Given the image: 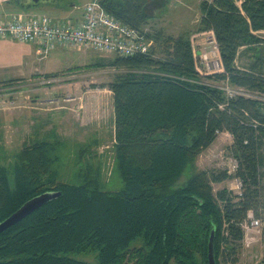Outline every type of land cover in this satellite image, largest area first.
<instances>
[{"label": "trees", "instance_id": "1", "mask_svg": "<svg viewBox=\"0 0 264 264\" xmlns=\"http://www.w3.org/2000/svg\"><path fill=\"white\" fill-rule=\"evenodd\" d=\"M148 1L100 3L144 27ZM199 8L195 31L213 32L222 72L195 69L190 31L172 36L153 26L152 54L93 63L122 70L104 84L113 103L109 178L88 143L77 151L76 181L62 178L55 168L62 141L44 137L53 130L24 141L0 164V222L38 194L60 193L0 233V264H208L211 229L216 264L237 261L247 212L264 220V0H201ZM241 54L250 57L243 66ZM17 81L0 82V89ZM221 132L231 136L236 168H197ZM228 177L240 181L239 192H214L212 182ZM117 179L120 187L107 189ZM80 253L95 262L73 256Z\"/></svg>", "mask_w": 264, "mask_h": 264}, {"label": "rangeland", "instance_id": "2", "mask_svg": "<svg viewBox=\"0 0 264 264\" xmlns=\"http://www.w3.org/2000/svg\"><path fill=\"white\" fill-rule=\"evenodd\" d=\"M88 1L39 0L33 6L36 8L35 11L52 14L55 18L62 19L69 10L83 11ZM200 1L149 0L145 6V12L150 18L149 26L161 28L166 34L172 36L190 31L192 35L197 34L194 41L198 45L195 48L201 51L208 50L207 39L210 38V33L199 34L195 31L201 16ZM25 46L26 43L12 40L11 43L8 42L0 47L1 63H6V60L13 63L0 73V81L19 80L11 86L0 89V164H9L13 154L20 149L24 141H29L36 135L41 137L53 130L52 134L49 133L44 137L62 141V146L59 148V161L55 166L62 178L70 182L76 181L77 151L87 143L92 144L91 149L101 161L103 178H109L113 167V103L112 93L106 86L104 87V84L111 81L122 70L112 66L96 67L93 63L113 58L115 55L93 49L81 51L68 45L58 47L41 62H36L37 71L41 73L42 70H59L54 72L58 73L55 76L57 79L47 85L38 86L31 84L29 80L24 81L32 75V72L26 75L17 69L7 71V68L19 67L22 64L17 56L24 52ZM249 62L250 57L247 55L241 54L237 59L238 65L241 66ZM22 68L26 69L25 66ZM201 71L204 73V69L201 68ZM21 76L26 78L19 79ZM41 76L46 78L44 74ZM212 83L225 90L226 88L232 90L225 82L213 81ZM30 88H36V90ZM51 89L53 91L48 92ZM42 97H55L57 100L55 103H34L36 99L38 102ZM79 98L81 103L78 104L76 101H79ZM44 108L52 109L45 111ZM231 142V136L227 132L218 133L215 140L199 154L196 167L208 173L223 170L231 172L232 161L228 149ZM112 180L107 189L119 188L121 184L119 180ZM211 185L214 192L221 188L238 191L236 181L232 177L225 178L221 182H212ZM263 250L264 220L261 221L260 226L251 229L243 236L235 255L237 261L235 263L229 261L226 264H260L263 262ZM73 256L95 262L92 254L80 253Z\"/></svg>", "mask_w": 264, "mask_h": 264}, {"label": "built area", "instance_id": "3", "mask_svg": "<svg viewBox=\"0 0 264 264\" xmlns=\"http://www.w3.org/2000/svg\"><path fill=\"white\" fill-rule=\"evenodd\" d=\"M149 26L134 27L120 21L108 13L100 0H89L83 7L82 18L79 23L54 21L45 14L21 16L13 14L0 17V39L14 40L20 43H34L36 51L45 58L57 46H83L102 53H111L121 57L134 55H148L153 39L147 36ZM207 39L208 50H199L194 41L197 34L190 36L195 69L200 74L222 72L223 67L218 46L211 30ZM205 32H199L205 33ZM201 68L204 69L202 73ZM228 94L234 92L229 88ZM241 93V92H240ZM230 170L234 171L236 162L231 158ZM229 171V170H228ZM239 192L240 181L234 178ZM262 219L255 217L253 212H247L246 219L241 223L243 236L251 229L260 226Z\"/></svg>", "mask_w": 264, "mask_h": 264}, {"label": "crops", "instance_id": "4", "mask_svg": "<svg viewBox=\"0 0 264 264\" xmlns=\"http://www.w3.org/2000/svg\"><path fill=\"white\" fill-rule=\"evenodd\" d=\"M31 3H34V2H32V0H0V17L1 18L8 17V16L13 15V14H18L21 16L45 14V15L49 16L54 21L70 22V23H74V24L79 23L81 18H82L83 11L77 12V11H73V10L67 11L65 17H62V19L55 18V16H53L52 14H46L45 12L35 11L36 8H35V6L31 5ZM37 3H35V4H37ZM43 8H45V7H43ZM63 18H65L67 21H65ZM8 42L11 43L12 40L1 38L0 39V47L2 45L7 44ZM58 47H62V46H57L53 50H51L50 52L58 49ZM72 47H76L81 51H83V50L86 51L87 49H91V48H86L83 46H72ZM24 49H25L24 52H21L17 56L19 58V60H21L22 64L19 67L7 68L8 69L7 71H9V69L10 70L11 69H17L21 73L23 72L22 74H26V75L28 74V72H32V75L29 78L27 77V79H25L26 77L21 76V78H19V79H25L24 81L29 80L31 84L38 85V86L47 85L50 82H54L57 79L56 77L44 78L43 76H41V74H51L54 72H58L59 70H55V71H43L42 70V73L40 71H37L38 67H37L36 62H41V60H43L44 58H41V56L37 53L36 45L34 43H26V46ZM50 52H49V54H50ZM9 64H13L12 61L6 60V63H1V61H0V73L2 71H4V69H6V67H8ZM23 66H25L26 69L23 70V68H22ZM61 78H64V77H61ZM33 81H34V83H33ZM0 82H4V81H0ZM23 84H24V82H23ZM30 89L36 90V88H30ZM51 91H53V90L52 89L50 91L48 90V92H51ZM79 99H80L79 101H76V103H78V104L81 103V98H79ZM56 100H57V98H55V97H50V98L42 97V98H40V100H38V102L36 99L34 103H37V104L38 103L46 104L47 102L48 103H55ZM44 109H45V111H49L52 108H44ZM97 127L101 128V126H97Z\"/></svg>", "mask_w": 264, "mask_h": 264}, {"label": "water", "instance_id": "5", "mask_svg": "<svg viewBox=\"0 0 264 264\" xmlns=\"http://www.w3.org/2000/svg\"><path fill=\"white\" fill-rule=\"evenodd\" d=\"M39 0H32L37 3ZM59 192H43L25 201L17 210L0 222V233L41 207L48 201L59 196ZM207 263L216 264L214 255V229H211L207 243Z\"/></svg>", "mask_w": 264, "mask_h": 264}, {"label": "flooded vegetation", "instance_id": "6", "mask_svg": "<svg viewBox=\"0 0 264 264\" xmlns=\"http://www.w3.org/2000/svg\"><path fill=\"white\" fill-rule=\"evenodd\" d=\"M263 262H261L260 264H264V260H262Z\"/></svg>", "mask_w": 264, "mask_h": 264}]
</instances>
